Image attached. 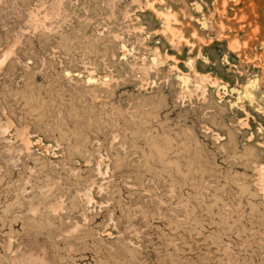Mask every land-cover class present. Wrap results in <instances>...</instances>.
<instances>
[{
  "label": "rangeland",
  "instance_id": "obj_1",
  "mask_svg": "<svg viewBox=\"0 0 264 264\" xmlns=\"http://www.w3.org/2000/svg\"><path fill=\"white\" fill-rule=\"evenodd\" d=\"M158 1L0 0V264H264V0Z\"/></svg>",
  "mask_w": 264,
  "mask_h": 264
},
{
  "label": "bare ground",
  "instance_id": "obj_2",
  "mask_svg": "<svg viewBox=\"0 0 264 264\" xmlns=\"http://www.w3.org/2000/svg\"><path fill=\"white\" fill-rule=\"evenodd\" d=\"M61 1L62 0H56V3H55V6H57L59 3H61ZM155 1H157V2H159L158 0H155ZM148 3V2H147ZM152 3H150L149 4V6L151 5ZM151 8H152V5H151ZM152 10H154V9H152ZM155 11V10H154ZM158 13V12H157ZM162 17H163V19H165V21L166 22H168L169 20H170V18L172 17V20L173 19H175V17L173 18V16H171V14H168V13H159ZM158 15V14H157ZM164 21V22H165ZM171 22V21H170ZM169 23V22H168ZM164 24L165 26H166V28L165 29H167V30H169V31H171V26L169 27V24ZM174 33V32H173ZM171 36H175L176 37V35L174 34V35H171ZM177 39H179V38H177ZM172 40V39H171ZM170 42H172V41H170ZM173 43V42H172ZM176 44V43H175ZM4 55H5V52H2V51H0V64L3 62V60H4ZM150 62L152 63V64H155L156 62H160V59L159 58H153L152 56H151V59H150ZM183 77V76H182ZM185 77V76H184ZM185 79V78H184ZM183 81V80H182ZM188 81V80H187ZM185 82V81H184ZM198 87V86H197ZM262 170V171H261ZM260 172H263L264 173V170L263 169H260Z\"/></svg>",
  "mask_w": 264,
  "mask_h": 264
}]
</instances>
